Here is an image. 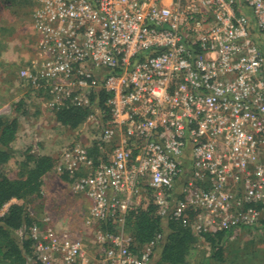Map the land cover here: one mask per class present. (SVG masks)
<instances>
[{
  "label": "built area",
  "instance_id": "built-area-1",
  "mask_svg": "<svg viewBox=\"0 0 264 264\" xmlns=\"http://www.w3.org/2000/svg\"><path fill=\"white\" fill-rule=\"evenodd\" d=\"M34 2L37 58L20 78L55 110L66 100L89 109L82 125H97L59 168L90 203L86 226L111 221L96 236L103 264H153L163 236L136 253L125 230L126 215L149 205L166 219L192 210L196 233L258 228L264 0ZM30 235L42 264H90L70 230L34 223Z\"/></svg>",
  "mask_w": 264,
  "mask_h": 264
},
{
  "label": "rangeland",
  "instance_id": "rangeland-1",
  "mask_svg": "<svg viewBox=\"0 0 264 264\" xmlns=\"http://www.w3.org/2000/svg\"><path fill=\"white\" fill-rule=\"evenodd\" d=\"M35 9L34 0H0V116L18 118L17 138L12 144L13 158L4 169L12 180L19 177V163L26 151L49 156L58 167L64 150L76 142L87 144L98 135L95 123L76 130L60 126L49 98L23 84L20 71L37 58ZM71 185L72 180H64L59 170L47 174L41 198L30 201L27 211L43 232L66 229L79 235L90 264H102L96 238L99 225L86 226L90 203L86 198L74 195ZM9 207L10 204L1 215ZM46 218L50 219L48 223L44 222ZM24 233L22 230L18 234L23 236ZM211 255L209 245L201 240L193 248L188 264H264V234L255 229L240 230L230 238L223 261H216ZM0 264L8 263L0 257Z\"/></svg>",
  "mask_w": 264,
  "mask_h": 264
},
{
  "label": "trees",
  "instance_id": "trees-1",
  "mask_svg": "<svg viewBox=\"0 0 264 264\" xmlns=\"http://www.w3.org/2000/svg\"><path fill=\"white\" fill-rule=\"evenodd\" d=\"M264 48V42H261ZM106 95L100 94V103ZM90 110L74 106L69 100L55 110L57 123L69 130L78 129L87 119ZM18 118L5 119L0 116V257L8 264H42L35 256V240L30 235L35 219L27 211V204L41 198L44 178L54 170H60L64 180H70V174L63 171L49 156L39 155L35 151H26L20 161L19 177L10 179L4 169L13 158L12 144L16 141ZM97 156V151L91 152ZM17 201L16 203H12ZM20 202H23L20 204ZM8 211L1 216L6 205ZM264 209V205L261 206ZM196 213L188 211L185 219L162 218L157 208L149 205L145 209L129 212L125 217V230L133 238V249L139 253L145 246L155 242L158 235L163 239L155 251L153 264H188L193 248L203 240L209 245L212 258L223 261L227 244L232 232L217 231L196 233L191 227ZM188 223V224H186ZM111 221L99 225L103 231H113ZM24 230L23 236L18 233ZM247 230V229H243ZM259 230L264 234V218Z\"/></svg>",
  "mask_w": 264,
  "mask_h": 264
},
{
  "label": "crops",
  "instance_id": "crops-1",
  "mask_svg": "<svg viewBox=\"0 0 264 264\" xmlns=\"http://www.w3.org/2000/svg\"><path fill=\"white\" fill-rule=\"evenodd\" d=\"M103 264V263H102Z\"/></svg>",
  "mask_w": 264,
  "mask_h": 264
}]
</instances>
